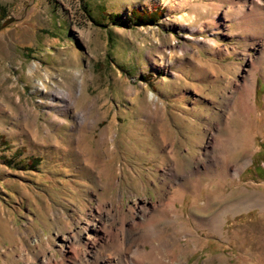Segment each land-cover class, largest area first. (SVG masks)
<instances>
[{
  "label": "rangeland",
  "instance_id": "1",
  "mask_svg": "<svg viewBox=\"0 0 264 264\" xmlns=\"http://www.w3.org/2000/svg\"><path fill=\"white\" fill-rule=\"evenodd\" d=\"M263 8L264 0H0V264L71 263L64 236L80 233L99 205L113 233L124 224L128 244L147 233L143 206L160 240L181 238L175 252L186 264H264L263 209L224 215L221 234L192 220L264 195V26L258 13L252 26L241 19ZM150 16L156 23L135 22ZM252 73L259 120L236 129L243 149L230 159L246 149L250 161L223 178L204 158L210 126L234 112ZM168 168L192 171L175 218L155 208L170 189ZM128 251L109 264H131Z\"/></svg>",
  "mask_w": 264,
  "mask_h": 264
},
{
  "label": "bare ground",
  "instance_id": "2",
  "mask_svg": "<svg viewBox=\"0 0 264 264\" xmlns=\"http://www.w3.org/2000/svg\"><path fill=\"white\" fill-rule=\"evenodd\" d=\"M163 1L171 4L176 3L178 7H183L189 1L191 2V0ZM252 12L250 14H244L241 17L244 26H252V23L254 22L253 20L256 19L255 15L257 13L259 19L257 20L264 26V13H260L257 10ZM262 43L264 44V42ZM262 43L261 45H263ZM32 71L33 70L31 69V72ZM255 83V74L252 73L246 79V86L244 88H238L237 98L235 97L236 99H234L233 101L234 112L231 113V115L227 117L225 121H221L218 124L210 126L213 131V139H210L208 145L205 148L204 158L208 163V167L213 168L218 173V175L223 178L231 176L232 180L233 178L235 179L234 176L238 175L250 161L249 154H251L252 151L250 150L251 152H249V150L246 149L243 151V158L242 160H240V162L232 163L230 159L233 157L235 151L238 152L240 149H243L240 142L235 140L237 136L236 129H238V131L240 129L242 131H245V128L251 126L253 120L254 122H258L259 120V112L256 109L255 103L253 102L256 86ZM39 84L40 87L44 89L46 88L44 83L40 82ZM147 97L148 100H153L155 98L152 93H149ZM61 98L63 102L61 106L68 109L70 105L69 102H72L70 92H61ZM232 118L236 120L234 127L230 124ZM225 126H227L228 129H226ZM243 126H245V128ZM223 129L227 130L228 132V135L225 138H223L219 133ZM171 153L174 155L173 152ZM163 158L166 159V155L163 156ZM190 172L192 173V171H189V173H184L185 175L183 174V177H180L181 174L179 175L178 171L175 168H168L167 170H164V176L166 175L170 179V189L166 190L164 199L160 201L161 204L155 207L156 209H158V215L166 217L169 214L170 216L168 217L174 218L181 216L178 211L177 201L180 199L182 200L183 195L185 194V186L183 182L185 181L186 177L191 174ZM173 184H175V187L171 188ZM222 196L224 197V194H222ZM222 196L217 195L211 199L213 203H216L218 200H222ZM165 199H167V201H165ZM160 205L161 207L159 208ZM213 206L214 205L212 204V202L209 201L206 207L203 208V210H206L207 208L210 210ZM250 207H258L264 210V195H260L259 197H256L254 195L242 200L235 201L225 206L222 210H220L213 216H209L206 218L192 216V220L194 224L196 223V225L200 227H206L211 230V232L215 231L221 234L224 233V215L228 213H236L240 210L248 209ZM141 208L143 212L141 211V221L138 224H140L141 226L146 225L148 227L146 229L148 230L145 229V226L144 229L145 231H147V233H141L138 236L136 235L131 240L130 244H128V239L126 238V236H128L129 234H124V229L126 228H124L123 223L120 227L122 228L121 233H113L111 226L112 223L108 221L109 213L104 214L103 211H101L100 205L97 209V214L93 213L91 210L90 216L86 218L80 228V233H71L64 236V240L67 243L68 247H72V261L69 264H100L101 262L109 264L113 261L111 257L120 255L121 259H123L124 254H126L124 253L126 248L129 249L127 254L132 253L131 264H186V261L177 259V253L175 252V247L176 245H180L179 241L181 238L169 236L168 240H160L161 235L162 233H164V231L157 230V228L154 226V218H156L155 216H147L149 211L153 210V208L151 209L143 206ZM118 209L120 212L121 207H118ZM144 229H141V231H144ZM181 230L185 232L184 234L187 233L189 236H191L188 241H192L195 239V237L191 235L184 226ZM38 241L40 240H36L34 244L38 245ZM170 242L172 244H169ZM77 246L87 247L86 253H79L76 248ZM45 262L46 261L43 260V264Z\"/></svg>",
  "mask_w": 264,
  "mask_h": 264
},
{
  "label": "trees",
  "instance_id": "3",
  "mask_svg": "<svg viewBox=\"0 0 264 264\" xmlns=\"http://www.w3.org/2000/svg\"><path fill=\"white\" fill-rule=\"evenodd\" d=\"M156 12H158V11H156ZM109 18L111 19V22H113L115 24H118L119 23V25H123L121 22H117L115 20V16H113L112 14H109ZM147 21H151L152 23H156L155 17L153 18L151 16L148 18V20L147 19H144L142 17H137L135 19L136 24H141V25L148 23ZM34 161L37 162L38 161V158H34Z\"/></svg>",
  "mask_w": 264,
  "mask_h": 264
}]
</instances>
